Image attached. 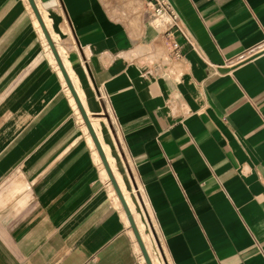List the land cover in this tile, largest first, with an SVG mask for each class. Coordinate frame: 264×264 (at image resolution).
<instances>
[{
  "label": "crops",
  "instance_id": "crops-1",
  "mask_svg": "<svg viewBox=\"0 0 264 264\" xmlns=\"http://www.w3.org/2000/svg\"><path fill=\"white\" fill-rule=\"evenodd\" d=\"M170 1L180 58L146 0H0V264H148L94 135L165 264H264V0Z\"/></svg>",
  "mask_w": 264,
  "mask_h": 264
},
{
  "label": "bare ground",
  "instance_id": "bare-ground-1",
  "mask_svg": "<svg viewBox=\"0 0 264 264\" xmlns=\"http://www.w3.org/2000/svg\"><path fill=\"white\" fill-rule=\"evenodd\" d=\"M41 6L44 9H47L46 8L47 7V4L41 3ZM43 13H44L45 22L47 23L48 26H50L49 25L50 24V20H49L47 14L44 11H43ZM48 47H49L50 55L53 57V54L51 53L50 46L48 45ZM77 92L79 94V97H80L82 103L84 104V98H83L82 92L78 88H77ZM72 101H73L74 107L77 109V107H76L77 105H76L75 101L73 99H72ZM91 123H92V126H93L94 130L97 131V133L99 134V139L101 140L100 133H99V123H98V120L97 119H91ZM86 128H88V127H86ZM101 144H102L103 149H104V151L106 153L107 160L109 162V166L111 167V171L113 173V176L115 177L116 182H117V184H118L121 192L123 193V195L125 197V200H126L128 206H129V208L131 209V211L133 213V216L135 218L136 225H137V227H138V229H139V231L141 233V236H142L143 241H144V243H145V245L147 247V250H148L149 254L151 255V259L153 261V264H164L163 261H162V259H161V257L159 256V254H157V253H155L153 251L152 238H151V236L145 230L146 229V225H145L144 221L142 220L140 214L135 209V204H134L133 198H132L129 190L126 188L125 183H123L122 178H121L122 176L119 174L120 172L117 171V169H116V166L114 164V159L110 155L107 146L102 141H101ZM96 159H97L96 161H98L99 164L101 165V174H102V177L103 178H106L108 176L107 171H106V169L104 167V164L102 163L101 158H100V156H99V154L97 152H96ZM110 187H111V193H112L113 197L115 198L116 203L118 205H120V206H123L122 203H121V200H120V198H119V196H118V194H117V192L115 190V188L113 187V185L111 183H110Z\"/></svg>",
  "mask_w": 264,
  "mask_h": 264
},
{
  "label": "built area",
  "instance_id": "built-area-1",
  "mask_svg": "<svg viewBox=\"0 0 264 264\" xmlns=\"http://www.w3.org/2000/svg\"><path fill=\"white\" fill-rule=\"evenodd\" d=\"M156 19H160L166 25V38L168 44V56L171 58H180L183 55V45L175 38L174 33L178 32L184 38L186 43L191 44L189 30L183 23L182 18L175 10L170 0H146ZM239 61L248 59L246 55L237 58Z\"/></svg>",
  "mask_w": 264,
  "mask_h": 264
},
{
  "label": "water",
  "instance_id": "water-1",
  "mask_svg": "<svg viewBox=\"0 0 264 264\" xmlns=\"http://www.w3.org/2000/svg\"><path fill=\"white\" fill-rule=\"evenodd\" d=\"M29 2H30V5H31L32 9L34 10V12H35L37 18H38L39 21L42 23L43 20H42V17H41V15H40V13H39V10H38V7H37V4H36L35 0H29ZM44 31H45V34H46V36H47V38H48V42H49L50 46L52 47V49H53V51H54V53H55V55H56V57H57V61H58V63H59V66L61 67V70H62V72H63V74H64V76H65V79H66L67 83L69 84V87H70V89L72 90L73 94H74L75 97H76L77 103H78L79 108H80V110H81V112H82V115H83V117H84V119H85V121H86V124H87L89 130H90V131L92 132V134L94 135V129H93V126H92V124H91V122H90V120H89V117H88L87 113L85 112V110H84V108H83V106H82V103H81V101H80V98H79L78 95L76 94L75 89L73 88V86H72V84H71V80H70V78H69V76H68V74H67V72H66V70H65V68H64V66H63V63L61 62V60L59 59V57H58V55H57V51H56V49H55L54 43L52 42V40H51V38H50V35L47 33V31L45 30V28H44ZM94 139H95V141H96V145H97V147H98V149H99V151H100V153H101L102 159H103L104 163L106 164L107 171H108V173H109V176H110V178H111V181H112V183H113V186H114V188H115V190H116V192H117V194H118V196H119V198H120V200H121V203H122V205H123V208H124L125 211L127 212L128 218H129V220H130V222H131V224H132V226H133V228H134V231H135L136 237H137V239H138V241H139V243H140V245H141V248H142L143 253H144V256H145V259L147 260L148 264H151L150 259H149V256H148V253H147V250H146V248H145V245H144L143 241L141 240V237H140L138 231H137L136 228H135V224H134V221H133V218H132V215H131V212H130L129 206H128V204H127V202H126V200H125V197H124L123 193L121 192V190H120V188H119V186H118V184H117V182H116V180H115V177L113 176V174H112L111 171H110V168H109L108 163H107V158H106V156H105V154H104V152H103L102 146H101L100 142L98 141V139H97V137H96L95 135H94Z\"/></svg>",
  "mask_w": 264,
  "mask_h": 264
},
{
  "label": "rangeland",
  "instance_id": "rangeland-1",
  "mask_svg": "<svg viewBox=\"0 0 264 264\" xmlns=\"http://www.w3.org/2000/svg\"><path fill=\"white\" fill-rule=\"evenodd\" d=\"M53 58H54V56H53ZM77 107V106H76ZM77 111H78V108L76 109ZM106 178H108V176L106 177ZM127 188V187H126ZM128 189V188H127ZM160 256V255H159ZM161 258H162V256H160ZM163 260V259H162ZM163 262H164V260H163ZM164 264H165V262H164Z\"/></svg>",
  "mask_w": 264,
  "mask_h": 264
}]
</instances>
